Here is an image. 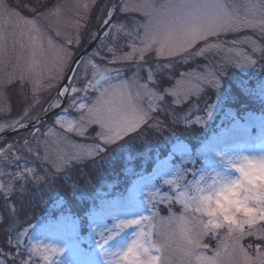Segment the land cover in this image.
Returning a JSON list of instances; mask_svg holds the SVG:
<instances>
[{"label":"rangeland","instance_id":"rangeland-1","mask_svg":"<svg viewBox=\"0 0 264 264\" xmlns=\"http://www.w3.org/2000/svg\"><path fill=\"white\" fill-rule=\"evenodd\" d=\"M9 1L4 0V3L15 14L0 16V32L5 36V50L0 54V93L3 94L0 125L35 120L55 108L50 105H61L63 98L57 92L75 54L85 41L94 37L96 28L107 19L108 11L114 5V0H37V6L33 7L26 1L13 0L15 5L25 4L29 14H24ZM186 3H221L229 11L243 15L250 6L259 5L260 0H122L117 18L105 31L109 35L103 34L76 70L71 87L81 91L72 93L69 90L65 107L51 122L19 133L0 146V185H4L0 189V248L9 246L7 251L0 249V264H21V260L30 264H108L109 258L134 238L138 229L130 227L114 235L107 244L100 240V233L107 235L111 231L115 234L120 221L152 212L158 213L156 221L169 217L170 213L176 217L181 215L183 209L175 202L176 193L164 183L165 179H172L177 166L188 170L186 180L179 181L182 189L186 181L222 171L223 156L247 154L246 148L258 145L264 136V32L259 29L245 28L210 36L206 41L196 42L180 56L158 57L153 51L146 54L143 62L138 57L135 61L109 62L114 56L131 52L130 45H140L143 26L150 19L153 25L163 27L174 10ZM126 5L128 11L123 10ZM135 8L142 10H133ZM54 9L59 11L52 14L50 10ZM21 18L34 20L40 32L42 47L36 49L39 66L33 74L37 80L35 92L32 82L27 78L24 82L20 79L22 73H27L33 51L30 41L33 34ZM49 38L54 48L49 47ZM201 49L206 50L196 54ZM60 50L71 53L63 72L58 60ZM95 52L99 55L93 56ZM89 58L97 65L96 70L91 65L86 67ZM138 64L143 67L137 74ZM149 68L154 81L147 79ZM105 69L110 81L84 91L89 82L95 84L93 72ZM210 80H218L220 88L209 83ZM125 84L131 104L138 110L147 111L149 119L111 144L104 142L99 124L84 123L81 134V117L87 113L79 108V104L91 106L104 88ZM144 84L159 98L144 93L139 87ZM177 89L181 93L188 90L191 94H172ZM211 89L215 98L206 104L207 92ZM240 92L255 103L259 111L240 113L236 108L242 101ZM180 107L184 110H179ZM209 109L212 111L210 117ZM59 117H64L61 123H57ZM69 123L77 126L71 132L67 131ZM179 124L184 129H180ZM7 130L6 127L4 131ZM191 141H196L197 145L193 146ZM161 149H166V153ZM89 152L92 155L89 156ZM122 152L123 177L117 172L115 181L99 188L68 183L71 194L90 202L85 218L73 214V203L53 183H48L44 187L40 185L37 191L38 205L48 213L47 218L39 216L36 221H26L30 216L21 220L26 213L22 212L20 216L22 209L10 198L16 194L23 197L30 192V183L41 182L80 164L84 169L87 162L99 156H103L105 166L112 167ZM150 159L153 166L148 171L146 162ZM96 166L103 165L99 163L93 167ZM20 173L24 174L23 179L18 176ZM154 189L155 206L152 207L146 193ZM164 195L172 199L160 202L159 197ZM53 212H57V216H53ZM20 233L23 235L17 247L16 237ZM220 239L221 236L207 238L205 243L209 248L200 251L212 255ZM241 243L250 255L255 254V248L264 247V241L254 236L245 237ZM33 246L39 250L33 252ZM49 246L61 249L62 253H51ZM44 255L49 258L45 260Z\"/></svg>","mask_w":264,"mask_h":264},{"label":"snow or ice","instance_id":"snow-or-ice-1","mask_svg":"<svg viewBox=\"0 0 264 264\" xmlns=\"http://www.w3.org/2000/svg\"><path fill=\"white\" fill-rule=\"evenodd\" d=\"M85 8L88 5L84 6ZM115 10V5L108 11V19L103 22L105 24L109 23L111 16ZM128 11L129 8L126 5L123 9ZM133 10L141 11V8H135ZM52 14H56L59 9L50 10ZM8 14L9 16L15 14L12 9L4 3V0H0V16ZM147 15V13H145ZM18 15V14H17ZM25 25L30 26V41L33 48L32 60L28 65L27 73H22L20 79L22 82L27 78L28 81L33 83V90L35 92L37 86V80L34 78L33 74L37 73V68L39 66V61L36 59V49L42 47L40 43V32L36 27V22L34 20H25L21 18ZM144 35L139 37L140 45H130L132 51L125 54L124 56H114L110 63H119L126 61H135L138 57L140 62L145 60L146 54L150 52H155L156 56L163 57H173L180 56L187 53L190 48H192L196 42L200 40H208L210 36H217L220 33L227 32H237L242 29L248 28L252 30L259 29L264 32V0H260L259 5L250 6L243 15L229 11L221 3H191L183 4L180 8L174 10V13L170 16L168 22L161 27L160 25H153L151 19L149 23L144 25ZM119 30V29H118ZM59 34V33H58ZM109 35L108 32L105 36ZM4 40L5 36L3 32H0V54L4 52ZM77 43H79V37H77ZM48 45L50 48H54L52 40L48 39ZM23 47V44L21 45ZM206 49H201L196 54H203ZM112 51V49H109ZM71 53H64L60 50L58 53V60L60 62V71L63 72V68L67 66L68 58ZM93 56L99 55V52L92 54ZM252 63V61H249ZM85 65H91V67L96 70L97 65L92 63L91 58H89ZM243 66V65H240ZM143 67L142 64L137 65V74L140 68ZM147 79L149 81H154V75L152 70L149 68L147 70ZM97 76L99 77L97 79ZM93 80L95 84L89 82L84 91H87L88 87H99L101 82L110 81V76L107 74V70L100 72H93ZM217 89L220 88L221 84L218 80H210ZM144 93L152 95L154 99L156 97L154 93L150 92L147 84L140 85ZM127 84L122 86H112L109 88H104L100 96L97 98L96 102L91 106H87L83 103L79 104V108L87 113V115H82L81 117V134L82 127L84 123H96L100 125L101 136L105 143L111 144L120 139L123 135L128 132L135 131L141 124L145 123L149 119L147 111L138 110L130 102V94L126 91ZM69 89H64L59 92L58 95L62 96ZM70 91L72 93H78L81 89L77 87H71ZM174 95H190L188 90L177 89L173 91ZM3 94L0 93V99H2ZM35 103V101L33 102ZM50 107H59V104L50 105ZM154 110V109H153ZM28 112L25 110L24 115L27 116ZM209 117L212 115L211 109L208 110ZM64 117H59L57 123H61ZM199 122V121H198ZM26 125L21 123L20 120L10 122L7 125H0V132L4 131L5 128L15 130L17 127L23 128ZM64 127V124H61ZM77 126L74 123H69L67 125V131H73ZM10 150V149H9ZM88 155H92L91 152ZM187 163V161H185ZM31 172V169H29ZM187 169H183L177 166L174 173H172V179H165L164 183L168 185L175 193V202L181 205L183 212L181 213L179 219L183 220L184 214L190 211L189 200H188V190L192 186L190 181L185 182V186L181 189L179 181L186 180ZM23 173L18 174V176L23 179ZM11 185L9 188L11 189ZM4 185H0V189H3ZM156 189L148 191L147 202L154 207L153 200L155 197L153 193ZM172 198L168 195L160 196L159 201H170ZM14 206L12 211H14ZM252 215L243 223L233 222L232 227L229 228L228 232L222 233L220 231L221 226L214 222L209 221L207 224H203L200 231L189 232L187 244L179 249H173L169 246L167 254H165V248L163 245L154 246L149 243V238L153 236V230L155 227V221L158 213L152 212L149 215H143L136 219H130L126 221H120L116 225L117 233L113 234L111 231L109 234L105 235L103 232L100 233V240L107 244L110 240L114 238V235H118L124 229H128L132 226L137 227L138 231L135 233L138 240H140L145 245V252L149 254L150 264H264V247L255 248V254L250 255L249 251L241 243L245 237L254 236L257 240L264 241V211L260 215H256V210H251ZM174 213H170L167 218H160V221L173 220L176 219ZM11 227V224H10ZM20 233L16 237L17 247L21 244ZM221 236L218 241L217 247L212 255H206L200 249H208L209 245L205 243V240L209 237L216 238ZM9 244H11V238H9ZM249 248L252 245L248 246ZM38 247L33 246L32 251H38ZM51 253L61 254L62 250L57 247L49 246ZM6 255V253H5ZM43 258L47 260L49 257L44 255ZM21 264H30L27 260H21ZM108 264H119V262L109 261Z\"/></svg>","mask_w":264,"mask_h":264},{"label":"clouds","instance_id":"clouds-1","mask_svg":"<svg viewBox=\"0 0 264 264\" xmlns=\"http://www.w3.org/2000/svg\"><path fill=\"white\" fill-rule=\"evenodd\" d=\"M222 163V171L190 181V211L184 214L183 220L178 216L173 220L155 221V238L153 234L149 243L163 245L167 254L169 246L173 249L185 246L189 232L200 231L202 225L209 221L218 223L220 231L226 233L233 222L248 220L252 215L251 210H256L257 216L264 211V154L225 155ZM144 248L145 245L134 234V238L122 249L116 250L109 261L150 264L149 254Z\"/></svg>","mask_w":264,"mask_h":264},{"label":"trees","instance_id":"trees-1","mask_svg":"<svg viewBox=\"0 0 264 264\" xmlns=\"http://www.w3.org/2000/svg\"><path fill=\"white\" fill-rule=\"evenodd\" d=\"M22 1H26L29 5L35 7L37 0H21ZM11 3L12 6L17 7L22 13L24 14H29V12H27V8L25 6V4L20 3V4H16L14 3L13 0L9 1ZM51 2L48 3V5H50ZM97 29V28H96ZM91 41V38L89 39V41H85L82 46L81 49L75 54V57L82 51V49L88 45ZM192 65H190L191 67ZM181 68V67H180ZM179 68V69H180ZM186 68V67H184ZM183 68V69H184ZM175 75V74H174ZM168 84H171L170 81H168ZM240 97L241 100L240 102H238L236 104V108L239 109L240 113L241 112H248V111H254L257 112L259 111V109H256L255 103L251 102L250 100H248V97H246L244 94H242V92H240ZM207 103H211L213 101V98H215V93L214 91L211 89L207 92ZM204 99V98H203ZM187 106V104L185 105V107ZM179 110H184V107H180ZM51 120H49V122H51ZM45 125V124H44ZM42 125V126H44ZM175 126V125H174ZM179 128L180 129H184L183 125L179 124ZM7 141L9 140H4L2 142H0V146L5 144ZM193 146L197 145V142L195 141H191ZM112 149H115V147H112ZM123 150V149H122ZM140 150H142L140 148ZM162 152H164V154L166 153V149H161ZM142 155H139V157H141ZM141 162V158L138 159V163ZM102 163V167L96 166V168H94L93 166H95L96 164ZM103 156H99L95 159L90 160L89 162L86 163V166L83 169V166L78 165V166H73L72 169L66 170L65 172L61 173V174H57L55 176L52 177H48L45 180H42L41 182H32L30 183V185H32L30 187V192H28L27 194L23 195V197H18V194L11 196V201H13L16 205H18L22 210L20 212V216L21 213H26L25 216H21V220H25V218H30L26 221H36L38 219L39 216H45V218H47L48 213H46V211L44 209H42L38 204H39V199H38V188L40 187V185L42 187L45 186V184L48 183H53L54 187H56V189H58L69 201H71L73 203V210L72 213L73 214H77L79 217L81 218H85V214L89 211L90 208V202H88L87 200L84 199H80L77 196H75V194H71V191L68 188V183L69 182H73L79 186H86V185H92L93 187L99 188L104 186L105 183L107 182H113L116 179V176L114 175L115 173L119 174L121 177H123V170L124 169V153L122 152L120 154V158L118 160L115 161L114 165L112 167H107L103 164ZM147 165V170L150 171L152 169L153 166V161L150 159L149 161L146 162ZM84 171V173H83ZM66 173L67 176H64V174ZM125 177V176H124ZM120 179V178H118ZM53 216H57V212H53ZM25 221V222H26ZM9 246L7 245L5 249H3V246L0 249H3L5 251H7L6 249H8Z\"/></svg>","mask_w":264,"mask_h":264},{"label":"water","instance_id":"water-1","mask_svg":"<svg viewBox=\"0 0 264 264\" xmlns=\"http://www.w3.org/2000/svg\"><path fill=\"white\" fill-rule=\"evenodd\" d=\"M114 5H115V10L111 16V19L109 20V23L105 24L104 22H102L99 25V27L96 31V34L93 37V39L90 41L89 45L84 47V49L75 57V59L73 60L63 82L61 83V85L58 89L57 95L59 92L63 91L64 89L70 90L74 75L76 73V70H77L79 64L81 63L83 58L93 50V48L96 46V44L98 43L100 38L103 36L105 31L108 29V27L117 18L119 11H120V8H121V5H122V0H114ZM107 19H108V17H107ZM69 90L65 92V96L64 95H62V96L58 95L59 97L63 98V101H62L61 105H59V107H55L54 109L43 114L41 117H39L35 120H28V121L24 122V124L26 126L23 128L17 127L15 130L9 129L7 131H4L3 133H0V142L7 140V139H10L19 133L26 132V131H29L32 129H37L40 126H42L43 124H45L46 122H48L50 119H52L55 115H57L65 107L66 100L68 98Z\"/></svg>","mask_w":264,"mask_h":264},{"label":"bare ground","instance_id":"bare-ground-1","mask_svg":"<svg viewBox=\"0 0 264 264\" xmlns=\"http://www.w3.org/2000/svg\"><path fill=\"white\" fill-rule=\"evenodd\" d=\"M249 155H261L264 154V136L258 142V145L246 148L245 152Z\"/></svg>","mask_w":264,"mask_h":264}]
</instances>
